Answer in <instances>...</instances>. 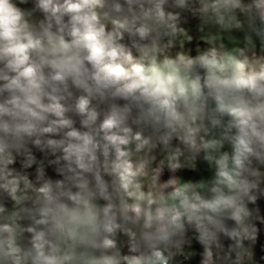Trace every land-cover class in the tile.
<instances>
[{
	"label": "clouds",
	"instance_id": "obj_1",
	"mask_svg": "<svg viewBox=\"0 0 264 264\" xmlns=\"http://www.w3.org/2000/svg\"><path fill=\"white\" fill-rule=\"evenodd\" d=\"M0 264H264V0H0Z\"/></svg>",
	"mask_w": 264,
	"mask_h": 264
}]
</instances>
